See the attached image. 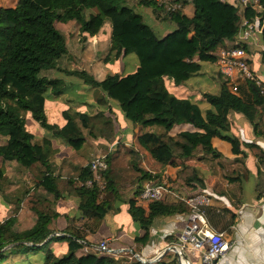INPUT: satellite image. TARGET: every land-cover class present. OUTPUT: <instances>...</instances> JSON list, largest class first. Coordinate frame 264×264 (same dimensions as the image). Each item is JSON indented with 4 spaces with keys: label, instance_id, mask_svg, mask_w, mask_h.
<instances>
[{
    "label": "trees",
    "instance_id": "obj_1",
    "mask_svg": "<svg viewBox=\"0 0 264 264\" xmlns=\"http://www.w3.org/2000/svg\"><path fill=\"white\" fill-rule=\"evenodd\" d=\"M169 3L176 8L164 9L155 0L137 1L138 6L153 10L160 24H165L162 29L161 25H147L128 0H17L14 7L0 8V162H15L32 182L28 187L24 179L8 177L0 165V194L7 200L5 193L24 183L27 189L16 199L15 211L24 201L35 216L33 225L22 231L15 228L16 217L0 222V264L13 255L26 259L41 255L42 264H116L110 254H79L84 245L94 243L90 236L114 211L116 201L127 204L130 218L142 229L143 236L135 240L139 243L147 241L154 219L189 211L180 201H155L146 209L136 204L141 182L159 183L160 178L139 167L141 156L137 152L116 142L113 119L106 114L111 113L108 105L112 103L136 129L135 143L153 161L165 166L175 160L195 159L218 166L225 173L224 180L240 190L248 177L245 157L236 158L232 165L224 164L212 139L237 145L230 132V112L242 115L254 136H264V85L238 79L233 92L228 80L218 73L219 93L200 92L210 106L203 111L189 99L176 97L165 84L168 80L174 87L182 86L200 71L202 63H215L218 50L238 30L232 27V21L239 19L238 9L218 6L215 0ZM187 4L193 6L192 17L182 12ZM259 5V9L246 8L244 16L254 20L264 46V0H259ZM160 11L164 12L162 18L158 17ZM104 19L110 22L104 61L134 55L136 69L124 75L108 74L101 80L84 70L76 72L86 86L99 90L101 96L96 101L101 108L93 114L67 108L61 113L62 124L50 123L46 105L65 96L66 87L61 79L48 78L42 71L72 74L59 66L68 56V48L56 23L75 21L81 36L94 37ZM261 53L264 59V49ZM27 113L47 132L41 143L25 127ZM182 126L188 129L176 131ZM50 138L74 152L86 142L96 141L105 153L106 168L99 172L103 183L94 180L88 164L74 166L68 158L57 157L59 150L52 148ZM246 146L256 150L257 163L262 167L255 192L264 198V150L254 144ZM125 160L127 168L122 166ZM172 187L182 195L200 192L211 197L204 177L193 166L184 164ZM66 201L73 202L75 214L62 213L60 203ZM203 212L217 232L229 231L234 223V215L222 208L209 205Z\"/></svg>",
    "mask_w": 264,
    "mask_h": 264
},
{
    "label": "crops",
    "instance_id": "obj_2",
    "mask_svg": "<svg viewBox=\"0 0 264 264\" xmlns=\"http://www.w3.org/2000/svg\"><path fill=\"white\" fill-rule=\"evenodd\" d=\"M230 1L236 2V0ZM182 12L187 17H192V4H187L182 9ZM236 34L232 40H225V46L231 45L236 41ZM263 49L260 32L255 33L245 44L246 59L249 67L264 85V59L261 53ZM136 67L137 60L131 63L133 70ZM207 69L210 70L209 73H207ZM216 71L215 63H202L200 71L194 74L184 85L174 87L171 84L173 88L171 90L167 89L176 97L189 99L198 104L200 109L204 111L209 109L210 106L204 102L197 87H202L205 84L206 90L204 91L218 94L220 81L217 76L213 75ZM197 84L200 85L197 86ZM228 119L230 132L238 140L237 145H232L218 138L212 139V145L221 155V162L224 164L232 165L236 158L245 157L244 167L248 172V177H245L242 181L240 190L234 183L229 184L224 180L226 179L225 173L218 166L210 167L208 164L200 163L195 159L175 160L173 165L165 166L156 163L147 153L139 149L135 143V138L133 141L128 142V138L125 137L129 132H132L131 135L134 136L136 129L134 132L129 131L127 133L128 130H126L127 127L125 126L120 131L115 130V134L117 142L132 148L141 156L138 163L139 167L159 177V183L167 181L172 184L177 172L184 164L198 168L205 179L208 194L211 195L209 197V205L222 208L234 215V223L229 231L221 232L227 248L217 264H264V198L258 197L255 192L258 170L262 171V167L257 163L256 150L246 146L254 144L264 150V136H254L251 125L240 114L230 112ZM262 123H264V118ZM59 124H62V121ZM132 128L133 126L131 130ZM182 129H188V127H178L176 131ZM43 138H47V132H41L37 138L35 137V140L37 143H41ZM49 140L52 148L59 150L57 157L60 159L63 157L68 158L69 163L74 166H81L84 162L88 164L93 154L101 151L96 141H88L81 150L74 152L62 146L58 139L50 138ZM125 161L122 162V166L127 168V161ZM144 182L146 180L141 182V186ZM18 189L17 196L22 198L27 188L24 183H21ZM167 200V202H175L171 197H168ZM136 204L145 209L147 208L146 204ZM73 205L72 201L60 203V210L63 211V214H75ZM114 208V211L103 218L97 233L90 236L89 239L93 240L94 243L83 247L79 254L105 255V252L97 250V245L100 241L107 240L111 257L114 258L116 264H179L175 252L177 249L182 252L184 260L188 264H200L201 253L204 248L194 252L189 248H183L178 241V236L186 223V214L154 219L149 229L147 241L139 243L135 240L136 238H141L144 233L138 223L130 218L127 212V204L116 201Z\"/></svg>",
    "mask_w": 264,
    "mask_h": 264
},
{
    "label": "rangeland",
    "instance_id": "obj_3",
    "mask_svg": "<svg viewBox=\"0 0 264 264\" xmlns=\"http://www.w3.org/2000/svg\"><path fill=\"white\" fill-rule=\"evenodd\" d=\"M137 1L138 0H128V5L132 7L136 13L142 15L143 21L153 28L161 25L160 22L156 19L157 17L155 16L153 10L151 8H143L141 6H138ZM155 1L158 5H163L164 9L172 6L169 3V0ZM200 1L202 3H208V0ZM215 3L216 5L221 7L227 6L229 8L231 7L232 9H238V4L230 0H215ZM16 5L17 0H0V8L2 9L14 7ZM163 14L164 12L160 11V15L158 17L162 18ZM239 25L240 17L235 22L232 21L233 28L238 29ZM162 26H165V24L161 25V29ZM56 28L65 37L68 48V56L59 61V66L61 67V69L72 72V74L66 75L63 72L50 70L42 71V75H45L48 78L61 79L64 83V87H66L65 96H62L59 99H51L46 105L45 113L48 121L52 124L62 121L60 118V114L67 108L90 114L95 113L97 110H99V108H101L96 101L101 96L99 90L86 86L83 81L78 78L76 72L84 70L87 74L93 76L96 80H101L108 74L124 75L134 71L131 68V63L137 60L134 55H129L126 57H122L119 60H111L109 62L104 61L109 48L110 22L107 19H104L101 29L95 37L81 36L78 31V24L75 21H69L67 23H56ZM82 38H86V40L84 41ZM206 71L207 73L210 72L209 69H207ZM213 75L217 76L218 78L217 71L216 73L214 72ZM165 84L169 90L173 88L170 81L166 80ZM199 85L200 84H197V86ZM197 89L199 92H208L204 91L206 90L205 84H203L202 87H197ZM108 107H110L112 111L111 113L106 111V114L111 116V118L113 119L114 129L116 131H120L121 128H124L126 126V130H128L127 133L129 131L134 132L135 129L132 128L131 130L132 125L124 119L122 114L118 113L119 110L116 108V106L113 105V103L111 104V106L108 105ZM25 127L27 131L35 135L36 138L41 132L46 133V130L39 127L30 118L29 113L25 115ZM131 133L132 132H129L125 136L128 138V142L133 141L135 138V134L134 136H132ZM1 142L2 139L0 138V143ZM111 149L113 150L114 147L112 146ZM103 154L105 153L102 151L96 152L92 157L103 156ZM85 164L86 162L82 163V165ZM0 165L5 169L6 175L8 177L16 176L15 178H17V181H19V179H24L25 184H27L28 187H32V182L29 175L21 172L15 162H0ZM102 183V180H100V184ZM19 184L21 183H17V185H14L10 191L5 193L7 194L6 196L8 201L0 194V222L5 221L10 217H16L17 222L15 228L18 231H22L29 229L33 225L35 216L28 210L24 201L20 203L17 212L15 211V207H17L16 205L18 202L16 199L18 198L17 195L19 191ZM59 251L60 249L57 253H59ZM82 254L84 255V253ZM1 264H42V261L41 255H32L28 259L21 255H13L8 256Z\"/></svg>",
    "mask_w": 264,
    "mask_h": 264
},
{
    "label": "built area",
    "instance_id": "obj_4",
    "mask_svg": "<svg viewBox=\"0 0 264 264\" xmlns=\"http://www.w3.org/2000/svg\"><path fill=\"white\" fill-rule=\"evenodd\" d=\"M236 3L240 17L236 41L218 50L215 61L217 72L228 80L233 92L236 91L235 83L238 79L252 81L256 86L262 85L251 71L245 52V44L255 33L260 32V29L255 28L254 20L245 18L244 11L246 8L259 9V0H237ZM175 8L174 5L167 10H174ZM104 159L105 156H95L88 162L90 170L94 174V180L99 183L101 180L99 172L106 168ZM168 197H171L175 202H183L189 209L186 213L185 226L178 236L181 246L194 252L204 248L201 253L200 264H217L224 254L227 244L223 239V233L217 232L210 226L203 212V208L209 206L210 198L205 193L200 192L191 195L179 194L167 181L155 183L152 180H146L136 196V202L148 205L155 201H168ZM97 246L98 251L111 255L107 240L100 241ZM175 252L179 264H188L179 249Z\"/></svg>",
    "mask_w": 264,
    "mask_h": 264
}]
</instances>
